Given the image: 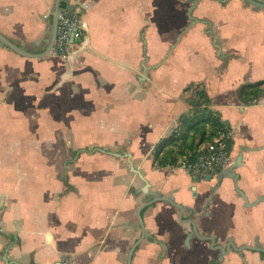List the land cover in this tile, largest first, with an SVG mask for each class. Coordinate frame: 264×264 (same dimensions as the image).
<instances>
[{
	"label": "crops",
	"instance_id": "crops-1",
	"mask_svg": "<svg viewBox=\"0 0 264 264\" xmlns=\"http://www.w3.org/2000/svg\"><path fill=\"white\" fill-rule=\"evenodd\" d=\"M194 1L67 0L85 26L67 55L31 59L0 48V264L63 256L126 264L147 200L140 174L185 216L194 213L201 235L264 243V201L247 206L221 173L198 181L179 166L154 165L156 145L203 89L230 131L248 204L264 197V94L252 104L238 95L264 81V9L244 0H200L192 9ZM54 2L0 0V32L40 52L33 44L49 31ZM177 216L166 203L143 211L154 240L140 244L132 264H205L213 253L198 239L187 247L191 227ZM249 260L232 255L225 264Z\"/></svg>",
	"mask_w": 264,
	"mask_h": 264
},
{
	"label": "water",
	"instance_id": "water-1",
	"mask_svg": "<svg viewBox=\"0 0 264 264\" xmlns=\"http://www.w3.org/2000/svg\"><path fill=\"white\" fill-rule=\"evenodd\" d=\"M199 1L200 0L194 1V5H193L192 9H194V7L197 5V3ZM244 2L247 4L253 5L258 9H264V0H244ZM64 3H67V0H55L51 17L46 20V23L49 27V31L41 39H39L38 41H36L33 44L36 47H38L39 45L44 46V47H41L40 52L34 51V50H28L24 47H21L20 45L13 42L11 39L6 37L1 32H0V48H8L11 51L17 53L18 55H20L22 57L31 58V59H39V58L47 57L54 50V47H55L61 13L65 9H67V8H64L62 6ZM67 7L70 8V5L67 4ZM77 42H79V41L77 40ZM83 150L78 151L76 156L78 157L80 155L81 151H83ZM96 150L103 152V153H109L113 156H121L120 153L108 152V151H105L104 149H100V148L96 149ZM126 156L130 157L131 155L126 154ZM239 167H240V160H237L234 163H232V165L229 168L225 169L224 171H222L220 173H221V176L228 177V178L233 180L234 188H235L236 192L245 201L247 206L248 205L251 206V204H248V199H247L246 195L239 188V185H238V176L236 174V170ZM140 176L143 179V181L145 182V187L142 189V193H144L146 195L147 200L140 206V208L137 211L138 224H139V229H140L141 233H140V237L137 239V241L130 248L126 264H132L134 254L143 241L150 240V239L154 240V237L152 238L151 235L149 234L148 230L146 229L144 219H143V211L147 207H150L155 203H168V204H170V205H172V206H174L180 210V217L183 216V213H184V207L182 205L176 203L174 200V197L172 195L165 196V195L161 194L160 192L152 191L150 183L141 174H140ZM190 224L192 225L193 230L189 234V236L187 237L188 241H190L193 238H197L199 241H211L212 243H214V239L212 237L201 235L198 227L196 226V224L194 222L191 221ZM155 241L161 246L162 251L165 252L166 244L161 242V241H157V240H155ZM231 246H232V249L236 252H242L244 250L250 249L249 246L237 247L234 244V241L230 240L229 243H226L225 247L220 248L222 251V254L228 255L231 251ZM7 250H8V248H6L5 251H7ZM5 260H7V257H5ZM8 263H10V262H8ZM12 264H19V263L13 262ZM57 264H59V263H57Z\"/></svg>",
	"mask_w": 264,
	"mask_h": 264
},
{
	"label": "trees",
	"instance_id": "trees-1",
	"mask_svg": "<svg viewBox=\"0 0 264 264\" xmlns=\"http://www.w3.org/2000/svg\"><path fill=\"white\" fill-rule=\"evenodd\" d=\"M62 6L66 8L65 3ZM263 94L264 81L245 84L238 89L239 98L245 104L254 103ZM209 104L206 92L197 90V99L193 100L190 111L180 117L172 134L156 145L153 156L157 168L178 167L183 157L193 155L201 145L213 141L221 131L227 129L226 123Z\"/></svg>",
	"mask_w": 264,
	"mask_h": 264
},
{
	"label": "built area",
	"instance_id": "built-area-1",
	"mask_svg": "<svg viewBox=\"0 0 264 264\" xmlns=\"http://www.w3.org/2000/svg\"><path fill=\"white\" fill-rule=\"evenodd\" d=\"M85 34V26L79 14L65 9L60 16L59 28L54 50L59 55H67ZM231 135L227 128L221 131L213 141L201 145L193 155L183 157L179 167L190 176L198 179L215 177L229 168L233 163L231 155ZM59 264H73L66 256L61 257Z\"/></svg>",
	"mask_w": 264,
	"mask_h": 264
},
{
	"label": "flooded vegetation",
	"instance_id": "flooded-vegetation-1",
	"mask_svg": "<svg viewBox=\"0 0 264 264\" xmlns=\"http://www.w3.org/2000/svg\"><path fill=\"white\" fill-rule=\"evenodd\" d=\"M220 174V173H219ZM218 174V175H219ZM217 175V176H218ZM209 177V178H206V179H198V178H194L192 177L193 179H196L198 181H207V182H211L213 180H216V177ZM217 185H213L212 187L208 188L206 193L208 195V199H207V204H211L212 201L214 200L215 198V192L217 190ZM195 194H199L196 190H195ZM175 200V199H174ZM264 201V197L258 199L257 201L251 203V206L253 207H257L259 206L262 202ZM176 202V201H175ZM178 203V202H176ZM155 204H158V203H155ZM168 204V203H166ZM180 204V203H178ZM170 205V204H169ZM181 205V204H180ZM172 206V205H171ZM183 206V205H182ZM174 209L177 210L178 212V222L182 223V224H188L190 225L191 229L190 231L187 233V237L189 236V234L192 232V225L190 224V222H194L197 226V223H196V218H195V214L194 213H191L190 215H187L185 216V207H184V213H183V216L180 217V210L174 206H172ZM181 218V219H180ZM182 220V221H181ZM198 227V226H197ZM199 229V228H198ZM204 236H209V237H212L214 239V243H212L211 241H203L204 243L207 244V247H208V250L213 253L211 256H209L208 258L205 259V264H225L226 260L231 257L232 255H236L238 257V259H241V260H244L245 256H246V253H249L250 254V260L248 261V264H264V243L261 241V238L259 236L255 237L252 244L250 245H238L235 243V241L230 238L229 240L227 241H224V242H221L217 237L215 236H212V235H204ZM194 239H197V238H193L191 239L190 241L194 240ZM232 240L234 241V244L237 246V247H242V246H249L250 249L248 250H244L242 252H236L232 249V246H231V251L228 255H223L222 254V251H221V247H225L226 243H229V241ZM190 241L187 240V247L190 249ZM215 253V254H214ZM165 256L167 253H163ZM247 264V263H246Z\"/></svg>",
	"mask_w": 264,
	"mask_h": 264
}]
</instances>
